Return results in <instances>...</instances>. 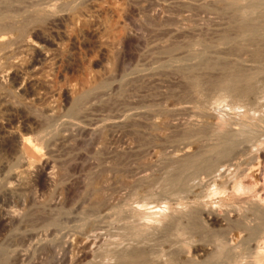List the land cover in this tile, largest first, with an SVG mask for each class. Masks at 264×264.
Wrapping results in <instances>:
<instances>
[{
    "label": "rangeland",
    "instance_id": "rangeland-1",
    "mask_svg": "<svg viewBox=\"0 0 264 264\" xmlns=\"http://www.w3.org/2000/svg\"><path fill=\"white\" fill-rule=\"evenodd\" d=\"M0 2V24H8L0 28V216L17 213L0 224V264H117L118 251L139 246L152 264H259L257 251L264 249V160L257 157L264 154L263 30L253 37L240 33L224 0ZM253 15L264 24V14ZM223 36L229 42L222 43ZM233 67L252 72L254 97L238 99L221 89ZM220 129L236 133L232 153L224 157L210 152ZM20 136L31 145L32 156L18 152ZM201 154L198 161L206 157L205 163L184 165L186 156ZM43 161L53 164L52 183L37 173ZM26 167L32 173L22 174ZM11 170L24 178L5 195ZM238 177L250 187L258 177L262 185L239 191L250 195L248 203L228 186ZM141 212L154 215L144 219ZM233 214L241 223L234 225ZM143 223L144 231L133 236L134 226ZM255 224L262 225V237L251 234ZM97 232L101 240L93 243ZM86 236L91 243L85 246Z\"/></svg>",
    "mask_w": 264,
    "mask_h": 264
},
{
    "label": "bare ground",
    "instance_id": "bare-ground-1",
    "mask_svg": "<svg viewBox=\"0 0 264 264\" xmlns=\"http://www.w3.org/2000/svg\"><path fill=\"white\" fill-rule=\"evenodd\" d=\"M2 2H4V4L5 3H8V1L9 0H1ZM25 2V1H24ZM1 3V2H0ZM20 4V3H19ZM21 4H22V2H21ZM30 4V3H29ZM8 5V4H7ZM63 5V4H62ZM26 6V5H25ZM63 6H66V5H63ZM215 8V7H214ZM223 8L224 9H227V10H229L231 13H232V15L235 17H233L236 21H237V29H238V31L240 32V33H242V34H244V35H247V36H252L253 37V35L255 36L258 32H260V30H263V31H261V33L262 32H264V24H260L259 22H257V19L258 18H255L254 17V15L253 14H255V15H257V17H259V16H262L263 14H264V11L262 12L261 11V9L262 8H264V0H224V3H223ZM64 9V8H63ZM40 10V9H39ZM56 10H57V8H56ZM230 13V14H231ZM23 14V13H22ZM44 14V13H43ZM222 15V14H221ZM29 16H31V15H29ZM231 16V15H230ZM264 17V16H263ZM6 18V17H5ZM218 20V19H217ZM264 20V19H263ZM41 21V20H40ZM47 21V20H46ZM209 24V23H208ZM201 25V24H200ZM7 26H8V24L7 23H1L0 24V28H5V29H7ZM203 29V28H202ZM26 30V29H25ZM229 30V29H228ZM24 31V30H23ZM17 32H18V34L19 35H21L22 34V29L21 28H18L17 29ZM235 32V31H234ZM206 33V32H205ZM260 34V33H259ZM263 34V33H262ZM79 35V34H78ZM258 35V34H257ZM2 36V35H1ZM206 36V35H205ZM264 36V35H263ZM228 37H230V36H228ZM217 38V37H216ZM246 38V37H245ZM11 39V38H10ZM219 39H220V37H219ZM227 37L226 36H223V38H222V43H224V42H227ZM251 39V38H250ZM16 40V39H15ZM218 40V39H217ZM44 41H45V39H44ZM79 41V40H78ZM195 41V40H194ZM199 42V41H198ZM228 42H229V39H228ZM5 44H6V42H4ZM4 43H2L3 45H5ZM219 43V42H218ZM243 44V43H242ZM246 44V43H245ZM250 44V43H249ZM1 45V44H0ZM2 45V46H3ZM223 45V44H222ZM255 45V44H254ZM6 46V45H5ZM192 46V45H191ZM198 46V45H197ZM196 46V47H197ZM232 46V45H231ZM256 46V45H255ZM22 47V46H21ZM193 47V46H192ZM192 47H191V49H192ZM202 48V47H201ZM250 48V47H249ZM248 48V49H249ZM43 49V48H42ZM193 49H195V47L193 48ZM199 49V48H198ZM197 48H196V50H198ZM204 49V48H203ZM35 52L34 53H36V54H40V49H39V47L37 48V47H35ZM33 50V51H34ZM201 50V49H200ZM205 50V49H204ZM229 50V49H228ZM193 51V50H192ZM238 51V50H237ZM255 51V50H254ZM213 52V51H212ZM216 52V51H215ZM224 52H226V51H224ZM262 52V51H261ZM9 53V52H8ZM227 53V52H226ZM225 53V54H226ZM263 53V52H262ZM199 54V53H198ZM232 54V53H231ZM236 54H237V52H236ZM244 54V53H243ZM257 54V53H256ZM197 55V54H196ZM257 55H259V54H257ZM263 55V54H262ZM192 56V55H191ZM230 56V55H229ZM240 56V55H239ZM254 56V55H253ZM192 57H194V56H192ZM213 57V56H212ZM211 57V58H212ZM226 57H227V55H226ZM241 57V56H240ZM261 57V56H260ZM33 58V57H32ZM183 58V57H182ZM195 58H196V56H195ZM218 58V57H217ZM235 58V57H234ZM215 59V58H214ZM250 59V58H249ZM177 60V59H176ZM182 60V59H181ZM198 60V59H197ZM217 60H219V59H217ZM213 61V60H212ZM228 61V60H227ZM256 61V60H255ZM260 61V60H259ZM259 61H258V63H259ZM257 62V61H256ZM205 63V62H204ZM220 63V62H219ZM226 63V62H225ZM261 63V62H260ZM214 64V63H213ZM216 64H218V63H216ZM242 64V63H241ZM176 66V65H175ZM188 66V65H187ZM206 66V65H205ZM178 67V66H177ZM203 67V66H202ZM225 67V66H224ZM230 67V66H229ZM228 68V67H227ZM234 68V67H233ZM236 68H237V70L238 71H236ZM236 68H234L235 69V71L233 70L232 72H227L228 74H227V76H226V78L225 79H223L222 78V83H220V87H221V89L222 90H224V91H226L227 93H229V95L230 94H232L234 97L236 96V98H238V99H242L243 98V100H245L246 99V97H249V96H252V97H254L253 96V93H255V90H256V88H255V86H254V81H253V78H255V77H253V75L252 74H250V72H248L247 73V71L245 72L246 74H244V71H243V74H242V71H240V67L238 68V67H236ZM252 68V67H251ZM253 68H255V67H253ZM205 69V68H204ZM208 69V68H207ZM243 69H245V68H243ZM249 69V68H248ZM248 69H246V70H248ZM261 69V68H260ZM260 69H258V71L260 70ZM210 70V69H209ZM229 71H231V70H229ZM240 71V72H239ZM256 71V70H255ZM262 71V70H261ZM260 71V72H261ZM193 73V72H192ZM252 73V72H251ZM259 73V72H258ZM264 73V72H263ZM259 75V74H258ZM262 75V74H261ZM191 76H192V74H191ZM257 76V75H256ZM260 76V75H259ZM186 77V76H185ZM203 77V76H202ZM225 77V76H224ZM257 78V77H256ZM187 79V78H186ZM215 79V78H214ZM259 79H260V77H259ZM191 81H193V80H191ZM195 81H196V77H195V80L192 82L193 84L195 83ZM187 82H188V80H187ZM221 82V81H220ZM256 82V81H255ZM208 83V82H207ZM215 83V82H214ZM258 83H261V82H258ZM195 85V84H194ZM257 85H259V84H257ZM205 86V85H204ZM190 87V86H189ZM191 87H192V84H191ZM1 88V87H0ZM217 88V87H216ZM196 89V88H195ZM199 89V88H198ZM91 91V90H90ZM196 91V90H195ZM226 93V94H227ZM219 94V93H218ZM225 93H223V95H224ZM264 95V94H263ZM2 96V95H1ZM185 96V95H184ZM232 96V97H233ZM259 96V95H258ZM218 97H219V95H218ZM224 97V96H223ZM261 97V96H260ZM204 98V97H203ZM251 98V97H250ZM227 99V98H226ZM229 99V98H228ZM248 99V98H247ZM216 100H218V99H216ZM232 100V99H231ZM191 101V100H190ZM213 101V100H212ZM226 101V100H225ZM242 101V100H241ZM209 102V101H208ZM210 103V102H209ZM76 104H77V102H76ZM84 104V103H83ZM198 104V103H197ZM212 104V103H211ZM220 104V103H219ZM236 105V104H235ZM238 105V104H237ZM243 106V105H242ZM211 107V106H210ZM239 106H237V108H238ZM245 107V106H244ZM264 107V106H263ZM239 108H241V107H239ZM233 109V108H232ZM246 109H248V108H246ZM252 109V108H251ZM254 110V109H253ZM68 111V110H67ZM245 111V110H244ZM204 113V112H203ZM246 113V112H245ZM190 115V114H189ZM201 115V114H200ZM244 116V115H243ZM219 117V116H218ZM212 118V117H211ZM214 118V117H213ZM212 118V119H213ZM114 119H116V118H114ZM230 119V118H229ZM257 119V118H256ZM217 120V119H216ZM215 120V121H216ZM260 120H261V118H260ZM193 121V120H192ZM214 122V121H213ZM217 122V121H216ZM215 122V123H216ZM262 122V121H261ZM260 122V123H261ZM219 123V122H218ZM217 123V124H218ZM259 123V122H258ZM213 124V123H212ZM216 124V125H217ZM220 124V123H219ZM224 124V123H223ZM233 124H234V122H233ZM262 124V123H261ZM264 124V123H263ZM95 125V124H94ZM112 125V124H111ZM193 125V124H192ZM215 125V126H216ZM222 125V124H221ZM220 125V126H221ZM246 125V124H245ZM255 125H257V124H255ZM213 126V125H212ZM1 127V126H0ZM205 127V126H204ZM203 127V128H204ZM217 127H219V126H217ZM216 127V128H217ZM223 127H224V129H225V125H223ZM228 127V126H227ZM226 127V128H227ZM258 127H259V124H258ZM202 128V127H201ZM220 128V127H219ZM221 128H222V126H221ZM229 128V127H228ZM212 129V128H211ZM218 129V128H217ZM238 129V128H237ZM250 129V128H249ZM95 129H93L92 131H94ZM216 130V129H215ZM222 129H220L219 131H221ZM233 130V129H232ZM243 130V129H242ZM219 131H217L216 132V134L219 132ZM231 131V130H230ZM230 131H228V129H226L224 132L223 131H221V132H219L218 133V139H219V141H217L216 142V145H214L211 149H210V152L212 151V152H215V154H218V155H221L222 157H224V156H228L227 154L230 152V150L231 149H233L234 147L232 146L233 144H232V138L234 137L233 135H236V133L235 134H233V132H230ZM252 131V130H251ZM261 131V130H260ZM6 132V131H5ZM202 132V131H201ZM240 132V131H239ZM242 132V131H241ZM245 132H247V131H244V133ZM249 133H251V132H249ZM255 133V132H254ZM254 133L252 132V134H253V136H254ZM257 133V132H256ZM261 133V132H260ZM10 134V133H9ZM233 134V135H232ZM239 134H241V133H239ZM17 135V134H16ZM46 135V134H45ZM196 135H198V134H196ZM213 135V134H212ZM250 135V134H249ZM256 135V134H255ZM97 136V135H96ZM101 136V135H100ZM240 136V135H239ZM244 136V135H243ZM251 136V135H250ZM259 136H261V135H259ZM258 136V137H259ZM13 137V136H12ZM62 137V136H61ZM65 137V136H64ZM186 137V136H185ZM254 137H256V136H254ZM60 138V137H59ZM202 138V137H201ZM238 138V137H237ZM244 138V137H243ZM248 138V137H247ZM217 139V138H216ZM260 139V138H259ZM32 140V139H31ZM199 140V139H198ZM215 140V139H214ZM237 140V139H236ZM255 140V139H254ZM4 141V140H3ZM33 141V140H32ZM17 144H18V152L21 154V155H30V156H32L33 155V152H32V150H31V145L28 143V142H26L25 141V139H23V138H21V136L20 137H17ZM53 142V141H52ZM51 142V143H52ZM248 142V141H247ZM259 142V141H258ZM264 142V141H263ZM262 142V143H263ZM8 143V142H7ZM234 143V142H233ZM10 144V143H9ZM59 144V143H58ZM248 144V143H247ZM264 144V143H263ZM239 145V144H238ZM255 145H256V143H255ZM254 145V146H255ZM208 146H210V145H208ZM251 146V145H250ZM249 146V147H250ZM260 146V145H259ZM195 147V146H194ZM233 147V148H232ZM190 148V147H189ZM244 148V147H243ZM254 148V147H253ZM256 148V147H255ZM247 150H248V147L246 148ZM246 150V151H247ZM251 151V150H250ZM239 152V151H238ZM244 152V151H243ZM248 152H249V150H248ZM253 152H254V150H253ZM259 152H261V151H259ZM192 153V152H191ZM230 153H232V152H230ZM252 153V152H251ZM257 153V152H256ZM263 153H264V151H263ZM19 154V155H20ZM189 154V153H188ZM244 154V153H243ZM246 154V153H245ZM256 155V154H255ZM201 156V157H200ZM217 156V155H216ZM220 156V157H221ZM22 157V156H21ZM200 157V158H199ZM212 157V156H211ZM243 157V156H242ZM253 157V156H252ZM252 157H251V159H252ZM257 157L258 158H260V160H264V154H259L258 153V155H257ZM256 157V158H257ZM16 158V157H15ZM14 158V159H15ZM24 158H26V157H24ZM201 158H204V156L201 154V155H199L198 157H196L195 155L194 156H186V159H185V164L184 165H186V166H188V165H190V167H191V165H195V164H197V165H199L198 163H200L198 160H200ZM217 158V157H216ZM255 158V157H254ZM19 159V160H18ZM16 161H20V158H18ZM22 159V158H21ZM219 159V158H218ZM233 159H234V157H233ZM23 160V159H22ZM168 160V159H167ZM166 160V161H167ZM170 160V159H169ZM205 160H206V157H205ZM205 160H203V162L205 161ZM238 160H240V159H238ZM255 160V159H254ZM15 161V162H16ZM197 161H198V163H197ZM210 161V160H209ZM258 161V160H257ZM23 162H24V160H23ZM22 162V163H23ZM164 162V161H163ZM178 162H179V160H178ZM20 163V162H19ZM22 163H21V165H22ZM169 163V162H168ZM205 163V162H204ZM213 163V162H212ZM13 164V163H12ZM40 164V163H39ZM218 164V163H217ZM228 164V163H227ZM246 164H247V162H246ZM249 164V163H248ZM247 164V165H248ZM258 164V163H257ZM16 165V164H15ZM18 166H19V164H17ZM16 165V166H17ZM53 165V164H52ZM52 165H50V163H48L47 161H43L42 162V164L40 165V167L38 168V169H36L37 170V173H42V175H43V177H44V179L47 181V182H51V181H54L53 180V176L52 175H54V174H52V171H51V169H52ZM163 165V164H162ZM183 165V166H184ZM197 165H195V166H197ZM211 165V164H210ZM253 165V164H252ZM262 165V164H261ZM23 166V165H22ZM174 166V165H173ZM181 166V165H180ZM185 166V167H186ZM202 166V165H201ZM215 166V165H214ZM222 166V165H221ZM240 166V165H239ZM2 167H4V166H2ZM15 167V166H14ZM21 167V166H20ZM207 167H209V166H207ZM216 167V166H215ZM241 167V166H240ZM16 168V167H15ZM15 168H14V170H15ZM23 168V167H22ZM31 168V167H30ZM171 168V167H170ZM227 168V167H226ZM244 168H246V167H244ZM256 168H258V167H256ZM57 169V168H56ZM183 169H185L184 167H183ZM187 169V168H186ZM192 169V168H191ZM241 169V168H240ZM12 170H13V168H12ZM11 170V172L8 174V180H10L9 181V184H5L6 182H7V180L4 182V184L6 185H4L5 187H4V192L3 191H1V195H2V192L5 194V193H12V191H13V189H14V185H12V183H14L16 180L18 181V179H19V177L24 173L25 175L27 174L28 175V173L30 172L29 171V168L27 169V167L24 169V170H22L23 172H21L22 174L20 175L19 173L20 172H16V171H12ZM17 170V169H16ZM164 170V169H163ZM188 170V169H187ZM199 170V169H198ZM215 170V169H214ZM246 170V169H245ZM257 171H258V169H256ZM17 171H19V170H17ZM21 171V170H20ZM64 171V170H63ZM143 171V170H142ZM190 171V170H189ZM202 171V170H201ZM213 171V170H212ZM226 171V170H225ZM228 171V170H227ZM243 171V170H242ZM247 171V170H246ZM260 171V170H259ZM58 172V171H57ZM60 172V171H59ZM156 172V171H155ZM174 172V171H173ZM194 172V171H193ZM204 173H205V171H203ZM214 172V171H213ZM6 173V172H5ZM30 173H32V170H31V172ZM34 173V172H33ZM211 173V172H210ZM222 173V172H221ZM2 174V173H1ZM206 174V173H205ZM208 174V173H207ZM220 174V173H219ZM224 174V173H223ZM226 174V173H225ZM224 174V175H225ZM242 174V173H241ZM244 174H245V172H244ZM251 174V173H250ZM249 174V175H250ZM254 174V173H253ZM30 175V174H29ZM41 175V174H40ZM106 175H108V174H106ZM166 175V174H165ZM171 175V174H170ZM204 175V174H203ZM227 175V174H226ZM225 175V176H226ZM237 175H239V174H237ZM248 175V174H247ZM246 175V176H247ZM252 175V174H251ZM5 176V175H4ZM7 176V175H6ZM34 176H37V175H34ZM172 176H173V174H172ZM212 176V175H211ZM210 176V177H211ZM221 176H223V175H221L220 174V178H221ZM236 176V175H235ZM240 176V175H239ZM22 177V176H21ZM167 177V176H166ZM241 177V176H240ZM244 177V176H243ZM249 177V176H248ZM23 178L24 177H22V180H23ZM26 178V177H25ZM145 178V177H144ZM195 178V177H194ZM214 178V177H213ZM239 178V177H238ZM250 178H251V176H250ZM258 178V177H257ZM255 179L254 178V183H253V186H251V187H253V189H255V190H258L259 188H260V186H262V185H260L261 183H259L258 184V179ZM3 179V178H2ZM29 179H30V177H29ZM104 179V178H103ZM133 179V178H132ZM169 179V178H168ZM172 179V178H171ZM173 179H174V177H173ZM177 179H179V177L177 178ZM176 179V183H178L177 180ZM181 179V178H180ZM210 179V178H209ZM218 179V178H217ZM242 179V178H241ZM241 179L239 178L238 180H232L233 182H231L230 183V185H228L230 188H231V191H232V194L234 195V196H236L239 200H241V201H247V199H248V196H250V195H244V194H242V193H240L239 191H241V192H247V190H249V191H251L252 189H251V187L250 186H248V185H244L243 183H242V181H241ZM26 180V179H25ZM27 180H28V177H27ZM60 180V179H59ZM131 180V179H130ZM148 180V179H147ZM210 180H212V179H210ZM226 180V179H225ZM43 181V180H42ZM58 181V180H57ZM165 181V180H164ZM164 181H162V182H164ZM171 181V180H170ZM173 181H175V180H173ZM227 181V180H226ZM251 181H252V179H251ZM262 181V180H261ZM19 182V181H18ZM17 182V183H18ZM160 182V181H159ZM189 182V181H188ZM52 183V182H51ZM223 183V182H222ZM227 182H225V184H226ZM15 184V183H14ZM155 184V183H154ZM160 184V183H159ZM169 184V183H168ZM180 184V183H179ZM191 184H192V181H191ZM224 184V183H223ZM224 184V185H225ZM228 184V183H227ZM245 184H247L246 182H245ZM16 185H18V184H16ZM158 185V184H157ZM172 185V184H171ZM177 185V184H176ZM184 185V184H183ZM1 186H2V184H1ZM162 186V185H161ZM175 186V185H174ZM192 186V185H191ZM227 186V185H226ZM16 187V186H15ZM221 187H223V186H221ZM225 187V186H224ZM0 188H3V186L2 187H0ZM20 188V187H19ZM163 188V187H162ZM185 188V187H184ZM213 188V187H212ZM220 188V187H219ZM262 188V187H261ZM229 189V188H228ZM251 189V190H250ZM200 190V189H199ZM56 191V190H55ZM54 191V192H55ZM254 191V190H253ZM260 191H261V189H260ZM16 192V191H15ZM137 192V191H136ZM163 192V191H162ZM191 192V191H190ZM256 192V191H255ZM151 193V192H150ZM199 194V193H198ZM6 195V194H5ZM13 195V194H12ZM173 195V194H172ZM187 195V194H186ZM180 196V195H179ZM192 196V195H191ZM256 196V195H255ZM1 197H3V196H1ZM126 197V196H125ZM134 197V196H133ZM257 197H258V195H257ZM5 198V197H4ZM97 198H99V197H97ZM186 198V197H185ZM201 198V197H200ZM252 198H254L253 196H252ZM251 198V199H252ZM101 199V198H100ZM51 200V199H50ZM148 200V199H147ZM188 200V199H187ZM60 201V200H59ZM95 201V200H94ZM160 201H162V200H160ZM253 201H255L254 199H253ZM97 202H99L98 200H97ZM146 202V201H145ZM144 203V202H143ZM243 203V202H242ZM247 203H248V201H247ZM251 204H253V203H251ZM34 205V204H33ZM39 205V204H38ZM173 205V204H172ZM178 205H179V203H178ZM197 205V204H196ZM199 205V204H198ZM245 205V204H244ZM103 206H105V205H103ZM256 206V205H255ZM110 207V206H109ZM181 207V206H180ZM235 207V206H234ZM260 207V206H259ZM108 208V207H107ZM236 208V207H235ZM43 209V208H42ZM141 209V208H140ZM150 209H151V207H150ZM20 210V209H19ZM52 211V210H51ZM126 211V210H125ZM252 211V210H251ZM39 212H40V210H39ZM60 212V211H59ZM95 212V211H94ZM133 212V211H132ZM136 212H138V211H136ZM134 213V215L136 214V216H137V213ZM246 212V211H245ZM254 212V211H253ZM35 213V212H34ZM36 213H37V211H36ZM41 213H43V212H41ZM121 213V212H120ZM158 213V212H157ZM162 214H163V212H161ZM239 213V212H238ZM62 214V213H61ZM65 214V213H64ZM111 214V213H110ZM114 214V213H113ZM171 213H169V215H170ZM251 214V213H250ZM115 215V214H114ZM138 215H140L139 217L140 218H144V219H148V217H150L151 215H154L153 213H147V212H141V213H138ZM158 215H160V213L158 214ZM176 215V214H175ZM189 215V214H188ZM192 215V214H191ZM190 215V216H191ZM117 216V215H116ZM231 216V215H230ZM232 216H234V218H233V222H235L234 223V225L235 224H238L239 222L241 223V217H239L238 216V214H233ZM253 216V215H252ZM17 217V213H14V212H7L5 215H3V216H0V224L1 223H3V222H7V221H10L11 222V220H14L15 218ZM125 217H126V215H125ZM128 217H129V215H128ZM132 217V216H131ZM130 217V218H131ZM170 217V216H169ZM178 217V216H177ZM185 217V216H184ZM244 217V216H243ZM72 218V217H71ZM116 218V217H115ZM160 218H163V216L162 217H160ZM186 218V217H185ZM194 218V217H193ZM247 218V217H246ZM251 218V217H250ZM262 218V217H261ZM135 219V218H134ZM156 219V218H155ZM158 219H159V216H158ZM165 219H168V218H166V216H165ZM245 219V218H244ZM243 219V220H244ZM256 219H257V217H256ZM75 220V219H74ZM127 220H128V218H127ZM141 220V219H140ZM242 220V221H243ZM252 220V219H251ZM69 221V220H68ZM148 221V220H147ZM164 221V220H163ZM170 221V220H169ZM177 222V221H176ZM247 222H248V220H247ZM251 222V221H250ZM261 222V221H260ZM25 223V222H24ZM29 223V222H28ZM47 223V222H46ZM61 223V222H60ZM91 223H93V222H91ZM150 223V222H149ZM244 223V222H243ZM245 223H246V221H245ZM254 223V222H253ZM11 224V223H10ZM52 224V223H51ZM100 224V223H99ZM111 224V223H110ZM171 224V223H170ZM178 224V223H177ZM85 225V224H84ZM146 224L145 223H143V224H140V225H136V227L134 226V234L135 235H133V236H136V235H138L139 236V234L142 232V231H144V226H145ZM149 225V224H148ZM176 225V224H175ZM246 225V224H245ZM258 225V224H257ZM256 224L255 225H253V227L254 228H252L251 230H250V228L252 227H250V226H248V227H250V228H248V230H250L251 231V234L253 235H255L256 233H258L261 229H260V225L261 224H259V226H257ZM35 226V225H34ZM62 226H63V224H62ZM80 226V225H79ZM87 226V225H86ZM91 226H92V224H91ZM129 226V228L130 229H132L131 227H130V225H128ZM191 226V225H190ZM243 226V225H242ZM255 226H257V228L255 227ZM32 227V226H31ZM67 227V226H66ZM109 227V226H108ZM115 227V226H114ZM239 227V226H238ZM259 227V228H258ZM261 227H262V225H261ZM48 228V227H47ZM53 228V227H52ZM78 228V227H77ZM89 228V227H88ZM154 228V227H153ZM157 228V227H156ZM244 228V227H243ZM262 228H264V227H262ZM49 229V228H48ZM47 229V230H48ZM99 229V228H98ZM118 229V228H117ZM120 229V228H119ZM245 229V228H244ZM243 229V230H244ZM258 229H260L259 231H258ZM46 230V231H47ZM51 230V229H50ZM56 230V229H55ZM122 230V229H121ZM186 230V229H185ZM239 230V229H238ZM247 230V229H246ZM93 231V230H92ZM91 231V232H92ZM118 231V230H117ZM120 231V230H119ZM132 231V230H131ZM130 231V232H131ZM180 231H182V230H180ZM184 231V230H183ZM242 231V230H241ZM34 232H36V231H34ZM33 232V233H34ZM48 232V231H47ZM52 232V231H51ZM60 232V231H59ZM73 232V231H72ZM89 232V231H88ZM103 232V231H102ZM127 232V231H126ZM246 232V231H245ZM249 232V231H248ZM247 232V233H248ZM15 233V232H14ZM50 233V232H49ZM250 233V232H249ZM247 234V235H250V234ZM260 234H261V231L259 232ZM258 233V234H259ZM17 234V233H16ZM24 234V233H23ZM27 234V233H26ZM35 234V233H34ZM34 234H32L31 233V236L33 237V236H35ZM131 235H132V233H130ZM149 234V233H148ZM258 234H257V238H260L259 236H261L260 234H259V236H258ZM18 235V234H17ZM21 235V234H20ZM95 235V236H94ZM100 234L97 232L96 234L94 233L93 234V236L94 237H92L91 236V238H93V240H92V242L94 243V242H97L98 243V241L99 240H101V239H99L101 236H99ZM111 234H109V236H110ZM113 235V234H112ZM123 235V234H122ZM177 235V234H176ZM192 235V234H191ZM19 236V235H18ZM25 236V235H24ZM82 236V235H81ZM90 236V235H89ZM108 236V237H109ZM132 236V237H133ZM141 236V235H140ZM185 236V235H184ZM216 236H217V234H216ZM251 236V235H250ZM250 236H248V237H250ZM264 236V235H263ZM30 237V236H29ZM49 237V236H48ZM56 237V236H55ZM71 237V236H70ZM76 237V236H75ZM78 237V236H77ZM87 237V236H86ZM113 237V236H112ZM118 237V236H117ZM129 237V236H128ZM127 237V238H128ZM137 237V236H136ZM152 237V236H151ZM160 237V236H159ZM170 237V236H169ZM247 237V236H246ZM247 237V238H248ZM252 237V236H251ZM262 237V236H261ZM119 238V237H118ZM124 238V237H123ZM133 238H135V237H133ZM142 238V237H141ZM171 238V237H170ZM178 238V237H177ZM254 239H255V236L253 237ZM251 239V240H254V239ZM29 239V238H28ZM35 239V238H34ZM146 239H149L148 237L146 238ZM242 239V238H241ZM262 239V238H261ZM264 239V238H263ZM33 240V239H32ZM41 240V239H40ZM75 240V239H74ZM248 240H250V238H248ZM91 240H90V238H86V240H85V246H86V243H88V244H90L91 242H90ZM133 241V240H132ZM141 241V240H140ZM263 241V240H262ZM90 242V243H89ZM118 242V241H117ZM125 242H126V240H125ZM128 242V241H127ZM157 242V241H156ZM256 242V241H255ZM261 242V241H260ZM68 243H70V242H68ZM67 243V244H68ZM77 243V242H76ZM143 243V242H142ZM257 243H258V241H257ZM52 244V243H51ZM112 244V243H111ZM118 244V243H117ZM121 244V243H120ZM131 244V243H130ZM135 244V243H134ZM174 244V243H173ZM84 245V244H83ZM95 245V244H94ZM97 245V244H96ZM104 245H105V243H104ZM116 245V244H115ZM144 245V244H143ZM251 245V244H250ZM256 245V244H255ZM27 246V245H26ZM52 246V245H51ZM136 246V245H135ZM145 246V245H144ZM158 246V245H157ZM168 246V245H167ZM218 246H220L219 247V250H218V252H220V251H222L223 252V246H221V245H218ZM63 247V246H62ZM117 247V246H116ZM246 247V246H245ZM16 248V247H15ZM73 248V247H72ZM123 248V247H122ZM147 248V247H146ZM168 248V247H167ZM182 248V247H181ZM250 248V247H249ZM254 248V247H253ZM255 248L257 249V248H259L258 246H255ZM70 249V248H69ZM81 249V248H80ZM87 249V248H86ZM86 249H84V250H86ZM89 249V248H88ZM102 249H103V247H102ZM107 249V248H106ZM110 249V248H109ZM108 249V250H109ZM116 249V248H115ZM252 249V248H251ZM63 250H64V252L66 253V249L65 248H63ZM82 250V249H81ZM123 250V249H122ZM233 250V249H232ZM88 251V250H87ZM101 251V250H100ZM19 252H21V251H15V258L18 256V257H20L19 255H21V253H19ZM105 252V251H104ZM115 252V251H114ZM125 252V251H124ZM27 253V252H26ZM63 253V252H62ZM65 253H63V254H65ZM83 253V252H82ZM82 253H79V254H81V255H83ZM84 253H85V251H84ZM87 253V252H86ZM90 253V252H89ZM96 253V252H95ZM147 253L148 252H146L145 251V249L144 248H142V247H133L131 250H129L128 252H126V253H119V251L117 252V258H115V261L117 262V264H152V262L153 261H151V259L147 256ZM158 253V252H157ZM162 253V252H161ZM173 253V252H172ZM188 253V252H187ZM192 253V252H191ZM12 254V253H11ZM175 254V253H174ZM219 254H221V252L219 253ZM219 254H217V256H219ZM108 255V254H107ZM116 255V254H115ZM114 255V256H115ZM171 255V254H170ZM229 255V254H228ZM250 255V254H249ZM254 255H256V254H254ZM1 256V255H0ZM79 256V255H78ZM172 256V255H171ZM222 256V255H221ZM248 256V255H247ZM81 257H83V256H81ZM85 257V256H84ZM168 257V256H167ZM184 257V256H183ZM208 257H210V256H208ZM255 257V256H254ZM63 258H65V255H63L62 256V260H63ZM105 257H103V259H104ZM188 258V257H187ZM75 260H76V258H74ZM78 259V258H77ZM97 259V258H96ZM213 259V258H212ZM211 259V260H212ZM254 259V258H253ZM8 260V259H7ZM6 260V261H7ZM10 260V259H9ZM12 260V259H11ZM101 260V259H100ZM194 260V259H193ZM192 260V261H193ZM243 260V259H242ZM111 261V260H110ZM168 261V260H167ZM171 261V260H170ZM255 261V260H254ZM263 261H264V249H262V248H259V250L257 251V256H256V263H259V264H264L263 263ZM95 262H96V260H95ZM107 262V261H106ZM199 262V261H198ZM212 262V261H211ZM67 263V262H66ZM114 263V262H113ZM195 263V262H194ZM201 263V262H200ZM217 263V262H216ZM251 263V262H250ZM114 264H116V263H114ZM172 264V263H171ZM208 264V263H207Z\"/></svg>",
    "mask_w": 264,
    "mask_h": 264
}]
</instances>
